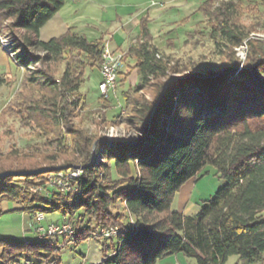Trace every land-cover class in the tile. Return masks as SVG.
Instances as JSON below:
<instances>
[{"label":"trees","instance_id":"obj_1","mask_svg":"<svg viewBox=\"0 0 264 264\" xmlns=\"http://www.w3.org/2000/svg\"><path fill=\"white\" fill-rule=\"evenodd\" d=\"M64 3L0 0V37L7 30L18 44L16 65L28 69L65 61L58 74L51 66L23 79L27 91L14 98L23 99L17 103L19 113L35 123L45 120L38 127L43 126L55 148L66 146L69 136L73 146L64 154H77L58 165L52 154L46 156L50 162L43 159L45 165L42 160L20 167L0 164V172L17 173L0 177V199L16 203L32 218L37 212L59 214L61 221L74 224L75 242L116 227L115 241L103 239L99 264H157L173 254L196 264H225L230 256L238 257L234 264H264V93L259 89L264 48L249 41L245 63L241 66L235 58V48L252 29L240 22L238 0H221L212 11L213 0L198 6L226 56L228 65L220 70L193 72L183 64L171 65L153 43L147 17L140 19V37L123 57L134 60L130 68L137 69L140 81L121 91L120 103L138 140L109 144L106 137H95L72 121L84 107L79 87L85 68L100 67L104 40L70 30L48 41L38 37ZM144 89L151 90L152 99L138 95ZM99 100L107 103L103 95ZM99 117L104 120L103 114ZM94 153L102 159L98 163L92 161ZM73 167L81 168L73 194L47 185L49 174ZM206 167L214 169L222 185L196 213L173 210L181 187L203 176ZM40 168L45 170L31 173ZM118 202L123 214L110 210ZM62 248L49 238L35 237L29 243L0 239V264H21L23 259L25 264H59L52 256Z\"/></svg>","mask_w":264,"mask_h":264},{"label":"rangeland","instance_id":"obj_2","mask_svg":"<svg viewBox=\"0 0 264 264\" xmlns=\"http://www.w3.org/2000/svg\"><path fill=\"white\" fill-rule=\"evenodd\" d=\"M219 1L221 0H213L211 11L219 6ZM238 2L240 6V22L252 28L241 45L234 50V56L240 61V65L242 66L247 57L249 41L258 43L264 48V0H238ZM198 5L200 4L196 3V5L193 4L190 9H181L180 16L175 18L177 20L175 24L163 25L154 23L152 26L154 33L153 43L158 49L159 54L164 55L165 58L170 60L171 65L176 63L179 65L183 64L188 66L189 71L193 72L220 70L222 67L228 65V63H225L226 56L221 54L214 39L211 37L212 27L209 23V18L198 11ZM1 38L6 45L3 47L0 45V164L6 167H20L24 165L27 166L33 161H43V159H46L45 161L47 162L49 160L50 162L52 159H48L46 156L52 154L58 156L57 160L54 162L58 165L63 164L67 159H71L72 155L76 157L77 154L74 153L71 155L68 153L64 154L70 152L73 146L69 136L64 141L67 145L61 147V149L50 145L48 137L43 131V126L38 127L37 124L42 123L44 125L46 121L40 119L39 122L35 123L29 115L26 116V113H19L17 103L23 99H14L19 95L18 93L20 91L26 93L27 89L23 87V79L27 75H30L33 71L46 69L51 66L56 67L58 74L62 71L65 61L63 60L55 64L37 63L31 65L28 69H24L16 65L17 54L20 53V50H17L18 44L13 41V38L8 34L7 30L3 31ZM113 52L122 54L123 57L125 54L123 51ZM66 56L68 57L69 55ZM123 57L122 67L118 71L116 92H110L109 96L105 97L107 101L106 104H102L99 100L101 96L98 89L101 78L99 76V66L85 68L84 81L79 87L80 96H82L80 103H84V107L79 108L78 115L72 118L76 126L82 129L84 128L91 135L95 137H106L108 144L117 141L129 142L138 140L137 135H135L125 122L128 113L120 108V103L121 91L128 86L134 87L137 85L140 81V75L137 69L130 68L134 64V60H123ZM125 64L129 65L128 69L130 72L124 69ZM122 70L128 72V74H126V79L131 71L135 70L137 79L139 80L130 85L129 79L126 84H122L125 82L123 78L124 72H122ZM236 71L237 70L234 71V74H236ZM172 75L171 73L168 74L169 77H172ZM256 81V79H253L254 83H257ZM259 82L262 83L259 89L264 93V77H260ZM150 91V89L140 90L138 95H143L148 99H152L153 93ZM74 97L75 96L72 95L68 96L69 99H74ZM102 114L104 119L102 120L103 122L99 119V116ZM101 160L98 154H93L92 161L94 163H98ZM45 161H43L42 165H45ZM203 173V176L190 180L193 186L189 181L191 190L189 191L188 202L185 207L190 206L189 209H192V214L196 213L203 204L202 201L209 199L223 183V181L215 175L212 167H206ZM112 177L117 178L114 171L112 172ZM42 189L44 194L48 193L46 187ZM181 197V192H179L172 203V209L177 211L180 209L178 212L182 210V205H180ZM0 210L2 212L0 214V239L29 243L27 238L33 239L34 236L38 237L34 232L36 227V214H34V218H32L28 213L22 212L20 206L16 203L1 199ZM110 210L113 213L118 212L123 214V203L118 202L115 206L111 207ZM22 213L27 214L30 219L35 222V225H32L29 233H24L23 226L25 222ZM37 214L43 215L41 212H37ZM44 217L45 220L43 224L61 222L62 220H57L60 215L56 213L45 214ZM47 219L51 221L48 222L46 221ZM73 225L74 224H72V226ZM75 232L76 230L73 228V232L70 236L55 235L45 237L46 239L49 238L65 246L57 255L52 256V258L59 261V264H81L82 257L80 254L84 250L85 240L75 242V240L72 239ZM112 237L113 236L104 237V235H100V232L99 234L96 232L95 237L91 239H94L97 245L101 246L104 238L111 239ZM38 238L42 239V237ZM111 240L115 241V238ZM107 242L109 243L110 240H107ZM237 261V256H230L225 264H234ZM20 262L21 264H25L24 259L20 260Z\"/></svg>","mask_w":264,"mask_h":264},{"label":"crops","instance_id":"obj_3","mask_svg":"<svg viewBox=\"0 0 264 264\" xmlns=\"http://www.w3.org/2000/svg\"><path fill=\"white\" fill-rule=\"evenodd\" d=\"M203 1L65 0L62 8L39 29L38 37L41 41H48L70 30L83 35L89 40L102 38L104 44H107L112 52H126L131 44L140 37L139 24L141 18L147 17L148 29L153 37L152 26L154 23L163 25L175 24L177 22L175 18L180 16L181 9H190L193 4H201ZM128 68L129 66L125 64L124 69L130 72ZM122 72H124L123 78H125L124 76L128 72H125V70H122ZM135 72V70H132L123 84H126L129 79L130 85L137 82L139 79H137ZM189 181L179 191L182 195L180 205H182L181 213L183 214H192V209H189L190 206L185 207L188 202L189 191L191 190L189 184L192 182L190 181L189 183ZM22 215L25 222L23 226L24 233H29V230L33 224L35 225V222L27 214L22 213ZM61 219L60 216L57 220ZM46 221L51 220L47 219ZM24 238L26 239L25 236ZM34 238H27V240L32 241ZM80 256L82 257L81 264H99L102 260L101 246L97 245L94 239H87L85 240L84 250ZM157 264H196V262L194 259L187 258L182 254H173L160 259Z\"/></svg>","mask_w":264,"mask_h":264},{"label":"built area","instance_id":"obj_4","mask_svg":"<svg viewBox=\"0 0 264 264\" xmlns=\"http://www.w3.org/2000/svg\"><path fill=\"white\" fill-rule=\"evenodd\" d=\"M110 48L107 44L104 45L101 53L100 75L101 81L98 84V89L101 95L107 97L108 94L114 93L116 87V81L118 71L122 67V57L119 59L110 58ZM79 167H73L71 169L58 171L57 173H51L47 176V185L55 189L62 194H72V191L77 189L76 182L69 181V173L79 171ZM45 220L44 215H35L36 227L35 233L38 237L45 238L46 236L66 235L70 236L71 230H73L72 224L61 221L56 223L43 224ZM115 227L101 229L100 232H106V237H109V232Z\"/></svg>","mask_w":264,"mask_h":264},{"label":"bare ground","instance_id":"obj_5","mask_svg":"<svg viewBox=\"0 0 264 264\" xmlns=\"http://www.w3.org/2000/svg\"><path fill=\"white\" fill-rule=\"evenodd\" d=\"M5 41H6V40H5ZM0 45H1L2 47L6 45V43H3L1 37H0ZM7 48H9V47H7ZM13 51H14V50H13ZM7 55H9V54H7ZM12 55H15V54H12ZM9 56H10V55H9ZM12 58H13V57H12ZM110 58H112V59H119V58H121V54H119V53H114V52L110 51ZM100 64H101V62H100ZM54 173H57V172H54ZM80 173H81V169H80L79 171H76V172H73V173H69V181H70V182H74V180L80 176ZM75 191H76V189H75L74 191H72V192H75ZM72 232H73V230H71V233H72ZM116 232H117V228L115 227L114 229H112L111 232H109V237L115 235ZM73 234H74V233H73ZM101 234H103V235L106 237V232H102Z\"/></svg>","mask_w":264,"mask_h":264},{"label":"water","instance_id":"obj_6","mask_svg":"<svg viewBox=\"0 0 264 264\" xmlns=\"http://www.w3.org/2000/svg\"><path fill=\"white\" fill-rule=\"evenodd\" d=\"M45 169H43V168H40V169H37V170H34V171H31V173L33 172V173H36V172H41V171H44ZM23 174H25V173H30V172H22ZM15 174H17L16 172H0V177H2V176H6V175H15Z\"/></svg>","mask_w":264,"mask_h":264}]
</instances>
